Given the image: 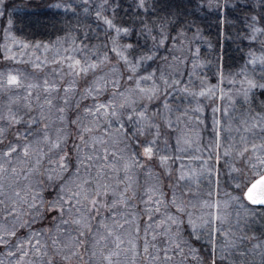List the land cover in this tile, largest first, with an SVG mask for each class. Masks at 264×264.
I'll return each mask as SVG.
<instances>
[{"label": "snow or ice", "instance_id": "snow-or-ice-1", "mask_svg": "<svg viewBox=\"0 0 264 264\" xmlns=\"http://www.w3.org/2000/svg\"><path fill=\"white\" fill-rule=\"evenodd\" d=\"M187 2L196 9L202 6V0L201 4L195 0ZM3 4L4 0H0V5ZM83 4L84 12H92L98 25L104 26L106 42L76 44V38L72 36L67 47H64V38L60 37L51 44L39 40L32 43L12 34V19H8L7 27L4 28L6 43L0 45L4 61L20 62L17 56L29 55L35 56V59L22 62L31 63L35 71H44L48 65L54 66L50 74L52 78L46 75L42 84L26 83L28 77L19 70L0 71V93L8 96V103L0 108V216L5 221L11 220V225L0 222V246L6 249L7 257L13 258L8 264H190V260L196 261V264H217L218 258L224 260L232 256V250L237 248V240L229 239L228 232L221 227L229 218V214L222 209L237 205L247 212L245 201L251 205H264V100L257 110L253 99L255 89L264 90V0H259L257 5L248 9L244 25L248 30L245 38L259 41L260 54L257 55L250 48L244 64L227 77L221 65L216 73V84L208 83L206 76L200 77L198 91L190 90L187 85L180 88L182 81L176 78L170 81L163 70L160 71L159 83L156 69L151 72L145 70L144 75L139 74L146 62L154 60L156 53L153 49L165 46L168 39L176 41L186 35L185 25L195 26V35L199 37L202 30L195 19H185L177 35L170 36L169 28L180 23L179 13L170 10L167 0H153L151 5L147 0H137L136 7L139 9L151 7L154 12L164 13L156 16L151 24L140 21L141 28L137 36L146 34L153 41L150 48H145L138 43H121L122 35H131L134 27L116 22L118 4L112 6L111 16L106 14L109 0H100L94 11L88 7L89 0H83ZM213 6L217 10L226 8L227 0L224 4L220 0H215V3L208 0L209 9ZM255 8H260V11L256 12ZM0 16H3L2 12ZM226 22V18L221 19V24ZM154 30L156 35H153ZM113 32L114 35H110ZM183 43V39H180V44ZM13 45L19 51H14ZM53 47L56 53L52 59L45 56L41 60L40 56L35 55L41 48L48 52ZM60 48H63V54ZM27 49L33 51L27 53ZM110 54L115 55V63ZM193 57V71L188 73L189 76L196 74L195 70L205 64L199 60V49L193 53ZM163 59L167 61L168 58ZM172 60L184 62L177 56H173ZM65 64L67 71L64 70ZM125 77L129 86L121 90ZM80 80L85 82L83 89L79 88ZM225 80L233 86L236 96L242 97V108L236 116L231 115L229 108L235 110L237 101L231 94L232 89L226 93L222 87ZM147 81H151V85L143 87L142 84ZM237 84L239 87H235ZM61 89L63 95H60ZM170 89L212 101L227 99L229 104L223 109L213 104L214 138L206 149L197 147V151L206 150L208 153L200 169L186 172L185 166L180 165L176 184H169L173 188L170 200L166 198L162 182L157 177L158 182L145 189L147 198L141 201L144 204L142 212H129L127 210L134 207L130 201L136 197L132 191V170L144 169L147 162L155 159L170 175V162L183 159L180 154L186 151V146H191V139L181 132L175 137L174 148L167 136L164 139L165 149H170L172 155L161 154L162 150L158 148L162 133L161 124L155 118L161 117L169 129L172 128V121L159 110L150 116L149 104L163 98V110L170 114L173 111L167 103ZM18 90H23L25 95H12ZM77 93L80 99L91 98L94 103L84 108L87 123H82L79 117L71 121L80 128V144L74 146L75 169L66 177L69 172V153L64 150L58 160H49L52 167L41 172L42 161L47 153L40 145H48L49 153L61 150L68 133L63 126L57 127L53 138L49 129L56 119L61 125L65 123L66 106ZM106 94L107 99H100ZM57 99L62 101L63 106L57 107L54 102ZM80 99L76 101L77 108L80 107ZM193 111H203L199 100ZM221 111L229 117L223 126L221 119L216 116ZM181 115H187V112ZM176 119L180 121L179 116ZM125 120L131 125L130 130ZM20 125L27 127L21 131L17 127ZM37 125L40 127L36 128ZM34 128L36 139H29L34 135ZM97 131L101 134H95ZM222 131L230 134V142L226 146L222 143ZM233 132L239 134L238 140L231 135ZM196 136L199 140V133ZM133 142L141 149L139 153L134 149L129 151ZM122 143L124 146L119 147ZM222 147L223 156L220 152ZM221 159H224V167L228 170L233 186V191L224 192L227 197L224 201L219 199ZM147 174L152 176L151 168ZM37 175H46L49 181H61L57 199L48 202V210L55 208L60 213L54 229L34 230L31 227L38 218L43 217L41 209L45 206L38 190L43 181L34 179ZM205 176L209 184L208 198L202 199L199 198L200 179ZM213 176L216 177V198H213ZM181 181L186 182L187 186L177 195ZM193 183L196 192L192 191ZM130 191L131 196L128 195ZM189 195L195 198H188ZM141 215L146 219L141 221ZM25 216L31 219H25ZM239 217L240 213L237 212V227ZM20 229H28L27 234L21 235ZM220 237L225 238L222 245ZM192 241H203L210 248L209 260L198 255ZM238 254L244 256L242 251ZM0 264H5V261L0 260ZM231 264H236V261L232 260Z\"/></svg>", "mask_w": 264, "mask_h": 264}, {"label": "trees", "instance_id": "trees-1", "mask_svg": "<svg viewBox=\"0 0 264 264\" xmlns=\"http://www.w3.org/2000/svg\"><path fill=\"white\" fill-rule=\"evenodd\" d=\"M137 0H109V9L106 12L107 15H112V6L119 5V8L116 11V22L118 24H122L124 26H133L134 31L129 36H123L121 39V43H133L139 44L142 47L150 48L152 46L153 41L146 34L143 36H137V31L141 28L140 21L145 20L149 24L155 19L156 16L163 15V12H154V10L149 7L147 10L139 9L136 7ZM149 5L153 2V0H147ZM170 5V10L173 12L179 13L180 23L176 24L175 27L169 28L170 36H176L177 30L180 28V25L183 24L184 20L187 19L189 21L195 19L196 23L201 28V34L199 37L195 35V26L185 25L186 35L182 38H178L176 41L172 39H168L165 41V46L158 47L153 49L156 53L154 60L148 61L144 64L142 72L145 73V70H153L159 67H163L167 73L172 70V67L177 69V73H181L179 75H175L174 77H180L182 83L185 80L186 75H188L191 70L190 60L193 57L194 49L197 47L199 49V53L205 56L209 61V74L212 75L214 81L218 80L217 70L223 66V68H229L230 70H238L241 65L244 64L247 51L251 41L246 39L244 36L247 34V29H243L239 32L237 28L241 27L240 24L245 25V13L249 8L254 7L259 3V0H227V7L217 10L214 6L209 9L208 0H202V6L199 9L193 7L192 4H189L187 0H167ZM197 4H201V0H195ZM67 4L72 7L71 11H67V9H62L60 7L53 6L54 4ZM83 0H4V4L2 5L1 12L3 16H0V30L3 27V24L6 22V18L9 15V19L13 20L12 30L14 32L19 33V37L28 39L29 41H52L49 38H54L58 34H66L61 36L60 38H68V34L71 33L76 34V38H84L85 32H87V38H94L96 35L100 36L102 42H106V37L104 35V26L98 25V22L95 20L93 16H86L80 13L78 10V6L82 5ZM91 3L93 5L99 4L100 0H92ZM215 3V0H213ZM221 4L225 3V0H220ZM6 5V7H5ZM75 10H78L76 14H74ZM256 12L260 11V8H255ZM226 18L227 22L221 24V19ZM133 20H135V24L133 25ZM87 26V27H86ZM245 27V26H244ZM85 29V30H84ZM237 29V30H236ZM95 33L96 35H92ZM57 34V35H56ZM157 32L154 30L153 35H156ZM239 34V35H238ZM72 35V36H73ZM91 35V36H90ZM110 35H114L110 33ZM59 36V35H58ZM234 36L236 38L234 39ZM180 39H183L184 44L182 46L187 45L186 55L185 57H180V60L184 61L180 63L179 61H173V54L171 53V48L175 44L180 45ZM57 40V38L55 39ZM54 40V41H55ZM211 45V47L209 46ZM185 52V51H184ZM63 53V51H62ZM111 57L115 56L114 54H110ZM167 57V61L163 58ZM171 65V67H169ZM66 66V64L64 65ZM53 65H48L44 71H35L32 66H29L24 63H17L13 61H4L3 53L0 50V71L7 72L9 69L13 71L19 70L20 73L26 74L29 77L30 82H39L42 84L43 79L46 75L51 79V72ZM121 70L123 69V65L120 66ZM206 68V69H207ZM207 69V70H208ZM67 71V68H64ZM107 69H105L106 71ZM99 74V73H98ZM157 75V73H156ZM169 79L174 78L170 73ZM70 79V78H66ZM91 77H89V80ZM27 83V81H26ZM79 88L83 89L86 85L83 80L79 82ZM129 86V82L127 79L122 81V89ZM261 90V89H260ZM264 91V90H263ZM20 95L23 97L25 92L23 90L14 91L12 95ZM110 94V93H109ZM33 95L35 96V90ZM55 95V94H54ZM60 95H63V90L61 89ZM8 96L0 93V108H2ZM80 99V94L77 93L69 102V105L66 106L67 111L65 113L66 121L64 124V128L68 133L67 140L62 144L60 151H53L51 153L48 152V145L41 144L40 146L44 148L45 153H47L46 158L42 161L41 171L44 169L52 167L49 165V160H58L59 155L62 154L64 150L68 151V163H69V172L66 174L71 175L72 171L75 169V152L74 146L76 144H80L79 134L80 128L72 124L71 121L76 120L77 117L80 118L82 123L84 122L85 113L84 108L87 107L89 103H94V101L89 99H80V107H76V101ZM100 99H107V94L105 96L100 97ZM57 107L63 106L62 101L56 100L54 101ZM15 107V105H14ZM55 112V109L53 110ZM59 114H56L58 116ZM87 120V119H86ZM125 124L127 127L130 125L125 120ZM19 130L23 131L27 125L17 126ZM40 126L37 125L36 128ZM56 127V126H55ZM54 125L49 129L50 135L54 137ZM102 127H105L102 125ZM117 127V125H114ZM36 128L33 129L34 135L29 137V139H34L37 136ZM16 129H12L15 131ZM95 134L100 135L101 132L97 131ZM38 135H42V133H38ZM86 139L87 134H85ZM11 138V133H10ZM124 144H120L119 147H123ZM81 147L83 145L81 144ZM137 145L133 142L132 147L129 149L137 151ZM143 157L141 160L143 161ZM152 169V176L150 177L148 173V169ZM133 177V188L132 191L136 193V197L130 201V203L134 206L133 208L128 209L127 211L132 212L135 211L137 213L142 212L144 208V204L141 202L146 199L145 189L151 186L152 184L157 183V177L159 178V182H162V189L165 193L167 199L170 198V191L173 188L169 187V184H173L175 181H171L172 179L165 176L162 178L161 167L157 160H153L146 163L144 169H133L130 173ZM123 176V173H121ZM65 177V178H66ZM36 180H42L43 183L40 185V192L43 200L45 201V206L41 209L43 213L42 218H38L35 223L31 224L32 229L41 230L44 228H55V224L59 222V211L58 209L52 208L48 210L50 205L48 202L55 201L60 193V183L61 181L53 179L49 181L46 175L40 176L37 175L35 177ZM148 180L149 183L146 182ZM172 182V183H171ZM174 185V184H173ZM123 186H121L122 189ZM129 196L132 195L130 191L128 193ZM26 210V209H25ZM174 212L175 210L172 209ZM25 219H31L30 216H25ZM158 218V217H157ZM141 221L146 219L145 216H140ZM0 222L9 223L10 220L5 221L2 216H0ZM21 235H26L28 229H20ZM141 237H143V231H141ZM151 237H149L150 239ZM142 245V240L140 241ZM193 247L198 250V255L200 257L205 258V260L210 259V248L202 241H192ZM0 258L13 260L12 257L6 256V249L3 246H0ZM88 257L85 256V260ZM191 264H196L195 261L190 260ZM142 264V262H141ZM217 264H220L217 259Z\"/></svg>", "mask_w": 264, "mask_h": 264}, {"label": "rangeland", "instance_id": "rangeland-1", "mask_svg": "<svg viewBox=\"0 0 264 264\" xmlns=\"http://www.w3.org/2000/svg\"><path fill=\"white\" fill-rule=\"evenodd\" d=\"M91 1L92 0H89L88 7L94 11L95 6L97 4L93 5V3H91ZM55 5H57V3L54 4L53 6H55ZM61 7L63 9H67V11L72 10V7L69 5V3L62 4V6H60V8ZM84 7H85V5L82 3V5L78 6L77 8H78V10H80L79 12L82 13L83 15H86L87 17L88 16L94 17L92 12L85 13ZM1 10H2V5H0V12H1ZM78 10H75L74 14H76V12ZM8 19H9V15L5 19L6 22L3 24V27L0 30V45H3L6 43L5 38H4V28L7 27ZM240 25H241V27L237 28L239 30V32L241 30L245 29L243 24H240ZM10 31L12 32V34L17 36L18 38L24 39V38L19 37V33L14 32L12 30V27H11ZM58 35L55 36L54 38H49V40L52 39V41H42V42H46V43L51 44L52 42L56 41L55 40L56 38L64 36L66 34L62 33L61 35L60 34H58ZM72 35L73 34H71V35L68 34L69 37L64 39L66 41V43L64 44V47H67L68 44L71 42ZM75 35L76 34L74 33L73 36L75 37ZM92 35L95 36L96 34L92 33ZM100 38L101 37L97 36V35L92 39L86 38L84 36V38H79V39L76 38V44H81V43L87 44V45L101 44L103 42L101 41ZM235 38H236V36H234V39ZM24 40L29 41L28 39H24ZM39 41H41V40H39ZM30 42L35 43L36 41H30ZM8 43H10V41H8ZM250 43L251 44L248 45L249 49L251 48V49L255 50L257 52V55H259L260 54L259 41L258 40L257 41H251ZM249 49H248V51H249ZM13 50L19 51L18 47L15 45H13ZM186 50H187V45L185 43L184 46H182L180 44V45H177L175 48L174 47L171 48V53L173 54V56L178 57V55H179L180 57L184 58L186 55ZM194 50H195L194 51V53H195L197 50V47ZM32 51H33L32 49L26 50L27 53H31ZM62 51H63V48H60L61 54H63ZM102 51H103V49H102ZM55 53H56L55 47L51 48L48 52H44L43 49L41 48L40 50L35 52V55L40 56L41 60H43L45 56H47L49 59H52L54 57ZM30 59H35V56H32V57H29V55H25L23 57L17 56V61H20L21 63L27 64L29 66H31V63H25L22 61H29ZM199 60L205 62L204 66L198 67L195 70L196 74H194L192 76L186 75L184 82L181 83L179 86L180 88H183L184 86L187 85L190 90L198 91L200 89V77H204V76H206L208 78V83H210V84H216L217 83V81H214L212 75L209 74V69L207 68V66H209V61H211V60L206 59L205 56H203L201 53H199ZM112 61H113V63H115V56H113ZM192 61H193V58L190 60V65L192 68L189 72L193 71ZM20 62H17V63H20ZM211 63H212V61H211ZM143 67H144V65H143ZM64 68H67V65L64 66ZM161 70L164 71V73L168 79H169V75H168L169 73L173 77L175 75L181 74V73L176 72L177 69L175 67H172V70H170L169 73H167V71L164 70L163 67H159V68H157V71H156L158 83H159V75H160ZM151 71H153V70H148V72H151ZM223 71L225 73V76L227 77L229 75V73L237 71V70H230L229 68L225 67V68H223ZM257 71H259V68H257ZM139 74L144 75L145 73H143L142 70H140ZM23 76L28 77V76H26V74H23ZM176 79H180V77H178V78L176 77ZM26 81L30 82L29 77H28V80H26ZM189 81H191V83H189ZM150 85H151V81H147V82H144L142 84L143 87H148ZM222 87H224L226 93L229 91V89H232L231 94L233 95V97L237 101V103L235 104V110H233L232 108H229V111H230L232 116H236L242 108V97L236 96L233 86L228 84L227 80H225ZM235 87H239V85L237 84ZM161 88L163 89L162 84H161ZM169 91H170V95L167 97V103L173 109V111L170 114L167 112H164L163 104L165 103V100L163 98H161L159 100H154L149 104L148 114L151 116L153 113H155L159 110L163 113V115L165 117L170 118L172 121V128L169 129L161 117L155 118L156 122L161 124L162 135L160 138V142L158 144V148L162 150L161 154H168V155L173 154L170 149H165L164 139L166 136L169 138V143L172 145L173 148L175 147V137L177 135H179L181 132H184L192 141L191 146H186V151L184 153L180 154L183 157V159L175 161V162H170V172H171L170 175L166 174L165 169L161 167L162 178L165 176H168V178L172 179L171 181H175L173 183L175 185L176 184V177L178 175L177 169L180 168L181 164H183L185 166L186 172H188L189 170H199L202 163H203V160L205 158H207V155H208L207 151L206 150L197 151V147L199 146L201 149H206L209 141L214 138V133L212 130V127H213V125H212V122H213V112H212L213 104L214 103L218 104L223 109V107L228 106L229 102L227 99H225L224 101H220L219 99L212 101V100H209L207 98L193 97V96H190V95L185 94L183 92H180L178 89H176V90L170 89ZM253 99H254V107L257 110H259L261 108L260 102L262 100H264V91L260 90V89H255L253 92ZM198 100H199L200 106L203 109V111H201L199 113L193 111V109L197 105ZM5 101H6L5 103H7L8 99H6ZM92 105H93V103H89L87 105V107L92 106ZM184 112H187V115H181ZM177 116L180 117L179 122H177V119H176ZM216 116H217V118L221 119L222 126L227 124L229 117L224 116L223 111L217 113ZM200 121H203V123H200ZM84 122L87 123L88 120L84 119ZM64 124L61 125L59 120L56 119L55 123L53 124L54 127L56 126L54 128V130H56L57 127L64 126ZM130 128H131V125L128 127V129L130 130ZM197 133H199V140H197V136H196ZM53 135L55 137L56 131H54ZM229 135L230 134L227 131H222V143L224 146H226L230 142ZM231 135L235 136L237 140L239 139V134L233 132ZM34 139H36V138H34ZM140 151H141V149H139V147H137V152L139 153ZM220 152H221V156H223V147L220 149ZM188 157H201V159H189ZM157 162L159 163L158 160H157ZM214 162H215V158H213V163ZM219 167L221 169L219 199L221 201H224L225 199H227V197L224 196V192L233 191V186H232L231 181L229 180L228 170H227V168L224 167V159H221ZM233 175H235V174H233ZM34 179H35V177H34ZM215 179H216V177L213 176L212 177V180H213L212 189L214 192L213 198H216L215 197ZM148 180L149 179L146 180L147 183H149ZM180 184H181V189L177 190V195H179L180 191L184 187L187 186L186 182H184V181H181ZM208 188H209V184H208V180H207L206 176L201 177L200 188H199V198H202V199L208 198L207 197ZM38 190H40V185L38 186ZM192 191L193 192L197 191L195 183L192 184ZM172 192H173V189L170 191L169 200L171 199ZM188 198H195V197L189 195ZM244 203H245L247 212L245 211L244 208H239L237 205H232L227 209H222V211L224 213L229 214V218H228V221L225 222L221 227L223 230L228 232V238L229 239H236L237 240V248L232 250V253H233L232 256H230L224 260H221L218 258V261L220 264H231L232 260H235L236 264H262V261H264V206H254V205L249 204L247 201H245ZM237 212L240 213L239 227H237ZM8 224L11 225V220ZM224 242H225V238L220 237V244L222 245ZM240 251L244 252V256L241 257L238 254ZM0 260H4L5 264H8V262L10 261V259H4V258H0ZM192 261H194V260H192ZM190 264H191V262H190Z\"/></svg>", "mask_w": 264, "mask_h": 264}, {"label": "water", "instance_id": "water-1", "mask_svg": "<svg viewBox=\"0 0 264 264\" xmlns=\"http://www.w3.org/2000/svg\"><path fill=\"white\" fill-rule=\"evenodd\" d=\"M250 204V203H249ZM254 206H264V205H254Z\"/></svg>", "mask_w": 264, "mask_h": 264}]
</instances>
